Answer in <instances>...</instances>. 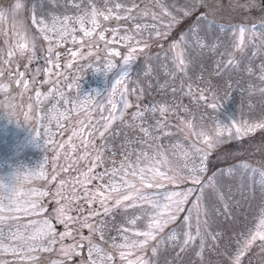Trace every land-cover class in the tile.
Returning a JSON list of instances; mask_svg holds the SVG:
<instances>
[{"label":"rangeland","instance_id":"obj_1","mask_svg":"<svg viewBox=\"0 0 264 264\" xmlns=\"http://www.w3.org/2000/svg\"><path fill=\"white\" fill-rule=\"evenodd\" d=\"M79 3V8L75 6ZM0 0V175L9 174L14 169H19V179L15 183V193L0 192V199L7 203V197L13 195L19 202L35 199L38 204V214L24 216L20 214V223L29 220L49 219L57 234H62L68 229L61 223L59 210L65 197L71 191L68 185L60 186L61 180H71L82 175L88 168L87 160H76L83 154L79 150L71 154L69 159V138L79 146V139L72 137L73 131H78L80 121L88 123L90 116L96 115L99 103L107 105V97L115 79L127 71L128 77L124 85L128 88V99L131 107L126 111L125 117L112 122L105 134L106 138L95 134L94 144L104 146L103 167H111V159L117 162L122 159V153L127 146L128 150H139L146 147L140 142L142 134L138 128H132L131 113L148 106L167 105L175 108V114H168V136H161L154 144L161 146V151L170 149L171 145L181 144L183 151L188 153L187 158L181 150L173 155L169 153L171 167L177 175L174 182H164L160 191H187L192 189L191 195L183 205L184 211L178 212L177 219L169 224L162 235L167 236L174 231L183 239L184 218L188 210L193 207V202L200 197L202 211L206 215L201 216V231L206 232L203 244L197 238L190 247L181 252L179 246L164 243L154 255L152 247L155 241L144 251V258L148 264H233L236 254L243 249L245 241L249 238L250 229L264 217V186L261 178L252 174L251 169L264 170V128H257L252 132H245L244 128L250 124L264 120V80L261 65L264 64V34H261L260 25H264V7L261 0H207L205 5H198L190 16H185L183 9L192 7L188 0H163L167 5L168 14L165 15L157 5V0H136L139 9L133 13L146 11L158 14V19L152 21L151 17L144 20H117L114 17L108 21L100 19L101 29H107L105 33L110 38L111 29H132L135 23H149L156 25V31L144 32L141 43L134 45L136 51L132 53L133 59L129 65H123V58L129 55L131 49L126 44L107 45L98 38L85 41L84 51L89 50L88 45H96L98 50H93V55L85 59L77 57L71 68L67 63L73 58L70 50L80 47L74 44L68 37L63 44H55L54 33H42L40 25L33 23L36 20L45 19L51 27L54 17L77 16L84 9L90 11L88 0ZM17 4L20 5L17 8ZM96 7L104 8V0H95ZM202 13L208 15L205 27L199 35L205 37L206 46L201 49L193 42L189 31L190 26L198 20ZM123 15V13H121ZM174 18V19H173ZM257 26V35L262 47L257 55L253 47L248 46L243 51H235L232 58L237 62L227 68L224 64L230 58L227 53L232 52V43L238 37V29L243 26L251 29ZM88 26V25H86ZM223 29V31H222ZM236 30L235 36L233 31ZM159 32L160 35L156 33ZM52 35V41L44 39V35ZM77 38L82 37L80 31H76ZM182 37H186L188 44L184 50L190 61L186 71H178L173 63V47L180 44ZM23 38V39H22ZM249 33H245L247 44ZM30 40L29 51L21 53L18 45ZM35 45L32 47V45ZM53 46V59L55 53L61 54L62 68L59 70L60 90L64 91L71 100H79L84 94H92L96 103L92 110L85 114H71L69 119L61 120L63 127H58L50 118L57 113L52 107L58 96L44 99L45 94L52 88V82L57 79L43 71L48 67L45 57L47 49ZM215 46V47H213ZM112 48L121 53L120 56L108 55V49ZM143 48V51L140 49ZM14 55H9V52ZM35 53V55H33ZM7 61V63H5ZM111 61L117 67L105 75L106 65ZM223 61V63H220ZM220 63V68L217 64ZM250 69V71H249ZM19 71L25 73L29 79V87L17 85L15 80ZM71 84L69 89L67 85ZM191 84L193 89L199 86L206 101L194 100L187 95V87ZM175 89V91H173ZM41 93L38 102L35 93ZM96 93L100 96L97 97ZM118 98V93H117ZM185 98V99H184ZM208 103L217 104L216 109L207 107ZM183 106V107H181ZM69 107L62 100L57 105L60 111ZM110 107V106H108ZM107 113H105L106 115ZM203 117V127L209 134H214V129L228 127L231 131L223 132L220 144L209 148L207 144L197 141L187 129L185 121L193 120L199 124ZM157 118H160L157 114ZM235 118L236 126L241 127V132L236 133L232 127V119ZM103 131V129H101ZM128 141H132L128 144ZM64 144V149L59 148ZM194 145V147H193ZM92 145H89V149ZM199 149L200 152H196ZM205 157L204 171L200 174V184H194L186 177L187 171H179L185 163L190 169L192 164L200 165L201 157ZM92 155L91 159L94 160ZM135 159V155H133ZM75 160V163H73ZM247 164L250 167L245 169ZM71 169L63 171L64 167ZM100 168L95 171H100ZM43 171L45 176L36 175ZM55 175L56 180L52 179ZM210 182L211 185L210 186ZM95 183V181H93ZM38 191L47 195L39 196ZM150 191H156L155 189ZM77 196L81 195L78 190ZM85 214L89 212L88 204L79 200ZM99 205L92 204V209ZM134 210L127 209L130 215ZM138 211V210H136ZM71 215H79L75 210ZM103 221L107 228L105 240L100 239V233L90 236L88 228H80L83 237H89L95 243L107 249L113 255L112 264H125L120 259L119 250H114L111 237H117L120 242L118 230L125 223V210L113 209L108 216L101 214L93 217ZM207 221V225L203 221ZM193 224L195 223L193 219ZM7 231L8 225H3ZM68 227L74 231L78 227L71 224ZM15 230V229H13ZM195 234V227L192 229ZM215 236L216 239L212 237ZM73 239L66 237L62 244L71 245ZM87 243V241H85ZM61 244L57 243L51 252L34 253L35 261H21L12 252L0 251V264H85L86 250H78L79 254L63 257L60 253ZM240 264H264V241L256 240L247 249H243Z\"/></svg>","mask_w":264,"mask_h":264},{"label":"snow or ice","instance_id":"obj_2","mask_svg":"<svg viewBox=\"0 0 264 264\" xmlns=\"http://www.w3.org/2000/svg\"><path fill=\"white\" fill-rule=\"evenodd\" d=\"M75 2V0H74ZM82 2V0H80ZM192 7L183 9L185 16H190L194 8L198 5H205L207 0H188ZM90 11L84 9L83 13L77 16H64L54 17L52 19L51 27L45 21V19L36 20L33 18V23L40 25V31L42 33H54L55 44L61 45L68 38L74 44H79L80 47L74 50H70V55L73 58L67 63V67L73 66L74 60L79 57L85 59L88 56L93 55V50H98L96 45H88L89 50L84 51L85 41L93 38H98L99 41L104 42L107 45L126 44L131 51L129 55L123 58V65H129L133 59L132 53L137 49L134 45L141 43V39L144 32L156 31V25L149 23H135L132 29H111V37L107 38L105 33L107 29L97 32L101 29V23L99 18H103L104 21H108L110 18L117 20H144L147 17H151L152 21L158 19V14L149 13L146 11L138 12L133 15L134 12L139 9V4L136 0H104V8L99 9L96 7L95 0H88ZM157 5L161 9V12L165 15L168 14L167 5L163 0H157ZM75 6L79 8V3L75 2ZM20 5L17 4V8ZM123 13V15H121ZM174 19V18H173ZM207 22L208 26H211V22L208 21V15L202 13L198 20L190 26V33L193 38V42L199 48L203 49L205 44V37L199 35V32L205 27L204 23ZM88 25V26H86ZM259 29L261 34H264V25H260ZM76 31L82 33V37L77 38ZM223 31V29H222ZM235 36L236 30H232ZM249 33V39L247 44L245 43V33ZM160 35L159 32L156 33ZM52 35H44V39L48 41L53 40ZM23 39V38H22ZM30 40H25L24 43L18 45L21 53L29 51ZM191 46L188 44L187 38L182 37L181 43L174 45L173 47V63L178 71H186L190 61L187 59V54L184 50L185 46ZM35 45L33 44L32 47ZM251 46L256 51L253 55H257L262 47L257 35V26L253 25L251 29H246L241 26L238 29V37L232 43V52L227 53L229 59L224 64L227 68L230 65H235L237 62L232 58L235 51H243L246 47ZM215 47V46H213ZM143 51V48L140 49ZM53 46L48 47L47 56L45 57L48 67L43 71L50 76H55L57 79L52 82V88L45 94L44 99L49 97L58 96L65 105L69 107L60 111L57 105L60 100H57L52 105L57 110L58 115L54 114L50 118L56 122L58 127H63L61 120L69 119L71 114H78L84 112L88 114L92 110V106L96 103L92 94H84L79 100L69 99L65 92L58 87L60 81L59 76L62 72L59 70L62 68L61 54L55 53V59H53ZM9 55H14L13 52H9ZM35 55V53H33ZM108 55L120 56L121 53L112 48L108 49ZM7 63V61H5ZM220 63H223L221 61ZM220 63L217 64V68H220ZM116 68L117 65L109 61L106 65V69ZM262 75L261 80H264V64L261 66ZM250 71V69H249ZM0 75H3L0 70ZM128 72L124 71L112 84L107 97V105L99 103L96 109V115L90 116L88 123L80 121V128L78 131H73L72 137L79 139V146L73 142L72 138H69L68 153L69 159L72 158L71 154L79 150H82L83 154L76 157V160H87L88 168L82 174L71 180H61L60 186L64 187L68 185L71 188L69 194L62 197L64 203L61 204L59 210L61 223H63L68 229L62 234H57L49 219L43 220H29L27 223H20V214L24 216L37 215L39 204L35 199H29L24 202L17 201L13 195H9L7 203L3 199H0V251L12 252L21 261H35L37 259L34 253L39 252H51L57 243L61 244L60 253L63 257H70L73 254H79L78 250H86L87 256L85 264H112L113 255L107 249L101 245L95 243L89 237H83L79 231L80 228H88L90 236L94 233H100V239L105 240V233L107 228L104 227L103 221L97 219L93 222V217H100L101 214L108 216L112 213L113 209L123 208L125 210V223L121 225L118 230V236L120 242L117 243V237H111L114 250H119V256L125 264H148V261L144 258L145 249L151 244L152 241L156 242V245L152 247V252L155 255L157 250L164 244L170 243L172 246H179L181 252L185 251L192 243L197 239H201L203 244L206 232L201 231V216L206 215L202 211V205L200 203L201 198L198 197L197 201L193 202V207L188 210V215L184 218L183 224V239L174 231L167 236L162 235L165 228L173 223L177 219V213L184 211L183 205L192 193V189L187 191H160L164 187V182H174L177 180V175L171 167V161L169 160V153L175 154L177 150H181L185 158L188 153L183 151L182 145L177 143L170 146V149L161 151L159 144H154L161 136L171 135L167 129L168 114H175V108L167 105L148 106L146 108L138 109L132 112L131 124L132 128H138L142 134L140 142L146 147H141L138 151L133 149L128 150L125 146V150L122 153V159L117 162L114 158L111 159V167H103L104 146H96L94 144L95 134L98 132L100 137L106 138L105 134L110 128L112 122L121 120L125 117L126 111L131 107L128 99V88L124 85L125 79L128 77ZM18 77L15 83L23 85L25 89L29 87V79L25 78V73L19 71ZM72 85L68 84L67 88H71ZM175 91V89H173ZM264 91V89H261ZM118 93V98H117ZM187 95L192 96L194 100L206 101L203 90L197 86L195 90L192 85L187 87ZM99 97L100 94L96 93ZM37 101H40L41 93L37 91L35 93ZM183 107V106H181ZM207 107L216 109L217 104L208 103ZM105 113H107L105 115ZM157 114L160 118H157ZM187 129L191 135L196 138L197 141H201L208 145L209 148L214 147L216 144H220L223 141L221 137L223 132L231 131L230 128L224 127L223 129L216 127L214 134H209L203 127V117L200 118V123L196 124L193 120L189 119L185 121ZM232 127L235 128V132L238 134L241 132V127L236 126L235 118L232 119ZM257 128H264V120L248 125L244 128L245 132L255 131ZM103 129V131H101ZM131 144L132 141H128ZM89 145L92 148L89 149ZM64 144H59L60 149H64ZM194 147V145H193ZM196 152H200L199 149H195ZM94 154V160L91 159ZM135 155V159H133ZM75 163V160H73ZM205 164V157L202 156L200 165L192 164L191 168H188V164L185 163L179 171H187L186 177H180V179H191L194 184H200V174L205 170L203 165ZM248 169L250 166L245 164L243 166ZM100 168V171L95 169ZM71 169L64 167L62 170L67 172ZM251 172L255 176L261 178V184L264 186V170L252 168ZM41 177L45 176V173L41 171L37 173ZM56 176L53 175L52 179L56 180ZM95 181V183H93ZM210 186L211 182H210ZM155 189L156 191H150ZM81 192L80 196H77V191ZM15 193V188L12 191ZM39 196L47 195L46 192L38 191ZM83 199L89 206V212L85 214L79 200ZM97 204V209H92L91 205ZM127 209H133L134 211L129 215ZM75 210L79 215H71ZM138 210V211H136ZM193 219L195 223L193 224ZM7 224L8 228L5 231L3 225ZM71 224H76L78 227L75 231L68 227ZM206 226L207 221H203ZM193 227H195V234H193ZM15 229V230H13ZM250 236L246 239L243 249H247L254 241H264V217H261L258 223L254 226V229L249 230ZM66 237H71L73 243L68 246H64L62 241ZM216 239L215 236L212 237ZM87 241V243H85ZM243 249L240 250L233 259V264H240V258L243 255ZM52 264H56L53 261Z\"/></svg>","mask_w":264,"mask_h":264},{"label":"clouds","instance_id":"obj_3","mask_svg":"<svg viewBox=\"0 0 264 264\" xmlns=\"http://www.w3.org/2000/svg\"><path fill=\"white\" fill-rule=\"evenodd\" d=\"M115 69H106L105 75L111 73ZM19 179V169H14L9 174L0 175V192H12L15 188V183Z\"/></svg>","mask_w":264,"mask_h":264},{"label":"water","instance_id":"obj_4","mask_svg":"<svg viewBox=\"0 0 264 264\" xmlns=\"http://www.w3.org/2000/svg\"><path fill=\"white\" fill-rule=\"evenodd\" d=\"M261 5L262 7H264V0H261Z\"/></svg>","mask_w":264,"mask_h":264},{"label":"trees","instance_id":"obj_5","mask_svg":"<svg viewBox=\"0 0 264 264\" xmlns=\"http://www.w3.org/2000/svg\"><path fill=\"white\" fill-rule=\"evenodd\" d=\"M185 99V98H184Z\"/></svg>","mask_w":264,"mask_h":264}]
</instances>
